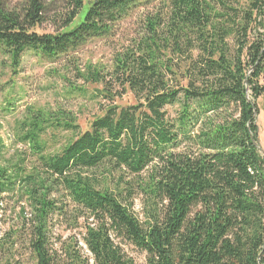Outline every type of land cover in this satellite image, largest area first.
<instances>
[{
    "label": "trees",
    "instance_id": "16d2710c",
    "mask_svg": "<svg viewBox=\"0 0 264 264\" xmlns=\"http://www.w3.org/2000/svg\"><path fill=\"white\" fill-rule=\"evenodd\" d=\"M64 1L54 34L34 31L40 0L0 8V57L14 69L26 51L70 62L89 39L136 25L108 67L74 66L76 81L99 88L71 89L99 112L89 130L49 154L42 137L76 134L73 116L26 107L16 122L25 151L0 165V219L19 210L5 240L0 231L1 256L22 264L24 248L31 264H135L129 245L145 264H264V0ZM127 95L132 104L118 105Z\"/></svg>",
    "mask_w": 264,
    "mask_h": 264
},
{
    "label": "rangeland",
    "instance_id": "374dc122",
    "mask_svg": "<svg viewBox=\"0 0 264 264\" xmlns=\"http://www.w3.org/2000/svg\"><path fill=\"white\" fill-rule=\"evenodd\" d=\"M44 7V22L36 27L34 31L38 34H54L60 31V25L63 13L66 9L64 0H40ZM27 0H0V8L13 10L22 7ZM136 22L130 18L124 20L116 28L117 34L110 39H89L83 46L70 56L69 60H61L57 63H50L41 60L34 53L26 51L18 68H13L8 61L0 57V165L7 159L24 152V147L17 144L15 125L16 122L23 119V111L32 108L46 112L48 114H64L73 116L78 125V132H55L49 130L43 137L46 152L49 154L56 153L66 144L73 141L78 134L89 130V125L96 116L99 115L94 103H89L85 98H80L73 93L71 89L78 87L85 89L87 92H93L99 89L95 86L83 85L82 82L76 81L73 74L74 66L82 69L86 65L106 66L110 64L113 50L125 43L126 39L131 37ZM71 63V65H70ZM75 64V65H74ZM264 84V80H261ZM73 86V87H72ZM72 91L71 95L68 92ZM78 93V92H76ZM75 94V95H74ZM13 103V106H5L6 103ZM132 104V99L127 95L121 102L120 106ZM258 115L256 124L259 135V148L264 156V116L262 112V100L256 102ZM10 110L11 112H7ZM145 177V174L142 175ZM145 197L141 194L135 196L134 212L142 222L145 220L147 204ZM4 206V205H3ZM18 210L11 208L1 214L0 231L3 240L6 239L7 233L16 224ZM82 230H78L76 238L80 240ZM59 234L65 239L68 233L59 230ZM3 242V241H2ZM15 259H20L22 264H31L29 254L24 248H19ZM125 253L134 261L135 264H145V255L132 246H124ZM0 264H13V261H5L7 258L1 256Z\"/></svg>",
    "mask_w": 264,
    "mask_h": 264
}]
</instances>
